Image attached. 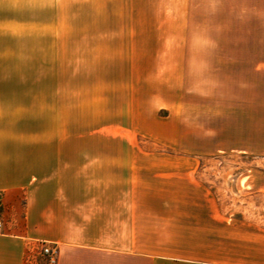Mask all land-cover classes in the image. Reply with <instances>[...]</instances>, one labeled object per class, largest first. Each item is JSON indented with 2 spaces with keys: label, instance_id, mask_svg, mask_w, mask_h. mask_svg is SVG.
<instances>
[{
  "label": "rangeland",
  "instance_id": "1",
  "mask_svg": "<svg viewBox=\"0 0 264 264\" xmlns=\"http://www.w3.org/2000/svg\"><path fill=\"white\" fill-rule=\"evenodd\" d=\"M53 90L71 123L62 136L184 156L173 164L189 171V217L153 243L158 255L196 257L210 215L234 212L196 209L211 200L198 171L264 183V0H0V105L35 113ZM44 244L28 264L48 263Z\"/></svg>",
  "mask_w": 264,
  "mask_h": 264
},
{
  "label": "crops",
  "instance_id": "2",
  "mask_svg": "<svg viewBox=\"0 0 264 264\" xmlns=\"http://www.w3.org/2000/svg\"><path fill=\"white\" fill-rule=\"evenodd\" d=\"M38 94L35 113L0 105V264H28L32 243L57 245V264H264L261 175L198 171L211 200L196 209L234 212L210 215L196 257L158 255L153 243L189 217V171L173 164L184 156L134 152L124 139L62 136L71 123L62 120L59 90Z\"/></svg>",
  "mask_w": 264,
  "mask_h": 264
},
{
  "label": "built area",
  "instance_id": "3",
  "mask_svg": "<svg viewBox=\"0 0 264 264\" xmlns=\"http://www.w3.org/2000/svg\"><path fill=\"white\" fill-rule=\"evenodd\" d=\"M3 208V199L2 194L0 193V210ZM2 226V222L0 220V228ZM41 255L47 258V264H56L57 263V257H58V250L56 245H49L44 244L42 245V249L40 252Z\"/></svg>",
  "mask_w": 264,
  "mask_h": 264
}]
</instances>
